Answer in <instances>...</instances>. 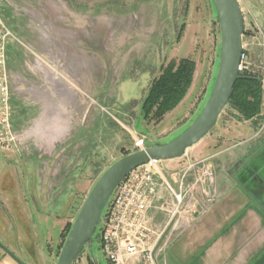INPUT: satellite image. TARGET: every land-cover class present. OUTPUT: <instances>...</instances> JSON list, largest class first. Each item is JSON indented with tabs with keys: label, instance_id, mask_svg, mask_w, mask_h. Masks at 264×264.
I'll return each instance as SVG.
<instances>
[{
	"label": "rangeland",
	"instance_id": "obj_1",
	"mask_svg": "<svg viewBox=\"0 0 264 264\" xmlns=\"http://www.w3.org/2000/svg\"><path fill=\"white\" fill-rule=\"evenodd\" d=\"M239 2L247 61L263 79L264 0ZM0 19V80L9 89L12 127L1 149L0 242L25 264H57L99 176L136 152V139H145L146 148L166 144L199 117L217 75L220 28L211 0H0ZM182 59L196 64L188 94L162 120L145 121L151 84ZM260 90L261 113L248 121L258 123L259 137L261 82ZM240 117L237 112L236 120L246 121ZM205 163L164 171L175 188L186 174L190 212L200 204L197 179ZM214 186L207 188L216 196ZM156 214L163 224L165 214ZM98 242L99 263L107 264ZM89 256L85 250L75 264H92ZM0 264L19 263L0 247Z\"/></svg>",
	"mask_w": 264,
	"mask_h": 264
},
{
	"label": "crops",
	"instance_id": "obj_2",
	"mask_svg": "<svg viewBox=\"0 0 264 264\" xmlns=\"http://www.w3.org/2000/svg\"><path fill=\"white\" fill-rule=\"evenodd\" d=\"M236 113L222 114L219 131L185 157L162 163L168 174L205 161L215 172L216 198L193 205L160 264H264V133L259 137L256 124L236 120Z\"/></svg>",
	"mask_w": 264,
	"mask_h": 264
},
{
	"label": "built area",
	"instance_id": "obj_3",
	"mask_svg": "<svg viewBox=\"0 0 264 264\" xmlns=\"http://www.w3.org/2000/svg\"><path fill=\"white\" fill-rule=\"evenodd\" d=\"M1 29L4 27L0 19V32ZM2 64L3 61L0 60V67ZM239 65L242 76L257 77L247 61L244 50ZM260 80L264 85V78ZM2 82L0 151L4 148L5 137L7 140L9 135L12 136L10 93L8 86ZM145 148V139H136L135 149L138 151ZM162 163L151 161L135 169L119 186L109 202L98 229V243L107 264H160V258L166 253L173 236L180 229L182 219L190 212L191 205L186 204L189 192V188L185 187L186 174L179 178V186L175 188L163 176ZM214 178L213 172L204 166L197 179L201 187V198L206 199L208 203L214 202L216 198L207 188L213 185ZM154 210L165 214L166 220L163 224L156 222L152 215Z\"/></svg>",
	"mask_w": 264,
	"mask_h": 264
},
{
	"label": "water",
	"instance_id": "obj_4",
	"mask_svg": "<svg viewBox=\"0 0 264 264\" xmlns=\"http://www.w3.org/2000/svg\"><path fill=\"white\" fill-rule=\"evenodd\" d=\"M211 3L215 10L216 23L220 28L221 52L211 94L199 117L174 140L133 152L113 163L99 176L72 224L57 264H75L85 250L89 251L93 264H100L94 246L97 229L102 224L104 213L114 193L129 174L151 161L167 162L185 157L188 150L200 144L213 132L222 113L229 106L234 87L239 80L261 82L259 78L244 77L239 72L245 35V17L239 0H211ZM0 247L19 264H25L1 242Z\"/></svg>",
	"mask_w": 264,
	"mask_h": 264
},
{
	"label": "trees",
	"instance_id": "obj_5",
	"mask_svg": "<svg viewBox=\"0 0 264 264\" xmlns=\"http://www.w3.org/2000/svg\"><path fill=\"white\" fill-rule=\"evenodd\" d=\"M195 68L196 64L191 59H182L179 63L172 61L162 68L142 105L145 121L162 120L180 105L192 86ZM260 91V83L239 80L234 87L229 107L237 111L243 120H253L260 115L262 109Z\"/></svg>",
	"mask_w": 264,
	"mask_h": 264
},
{
	"label": "flooded vegetation",
	"instance_id": "obj_6",
	"mask_svg": "<svg viewBox=\"0 0 264 264\" xmlns=\"http://www.w3.org/2000/svg\"><path fill=\"white\" fill-rule=\"evenodd\" d=\"M6 247V246H5ZM2 249V248H1ZM4 251V250H3ZM5 252V251H4ZM6 253V252H5ZM7 254V253H6ZM15 254V253H14ZM20 260V259H19Z\"/></svg>",
	"mask_w": 264,
	"mask_h": 264
}]
</instances>
